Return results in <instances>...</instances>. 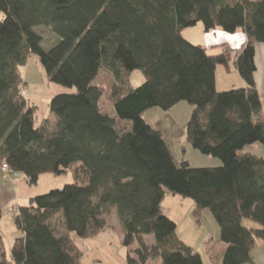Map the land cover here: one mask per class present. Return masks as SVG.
<instances>
[{
	"label": "trees",
	"instance_id": "obj_1",
	"mask_svg": "<svg viewBox=\"0 0 264 264\" xmlns=\"http://www.w3.org/2000/svg\"><path fill=\"white\" fill-rule=\"evenodd\" d=\"M198 23L206 33L242 31L246 41L234 52L207 53L182 35ZM39 28L58 41L45 49ZM257 44L264 45V0H0V164L30 184L43 174L74 176L18 206L11 261L0 235V264H81L72 235L86 240L105 231L111 209L127 264H204L162 217L165 191L189 198L197 223L211 212L226 245L217 264H256L252 254L264 245V158L244 148L264 144ZM31 54L51 82L75 89L50 99L54 123H36L35 105L24 89L20 95L19 68ZM230 62L245 86L218 92L216 68ZM134 70L144 78L137 87L129 82ZM100 72L112 81L113 117L99 109ZM180 102L193 106L187 143L218 158L219 167L194 168L184 159L176 166L163 134L144 118Z\"/></svg>",
	"mask_w": 264,
	"mask_h": 264
},
{
	"label": "rangeland",
	"instance_id": "obj_2",
	"mask_svg": "<svg viewBox=\"0 0 264 264\" xmlns=\"http://www.w3.org/2000/svg\"><path fill=\"white\" fill-rule=\"evenodd\" d=\"M37 32L42 36L45 49L50 48L58 41V37L54 36L46 28H39ZM211 32H204L202 25L198 23L193 27L184 29L182 35L189 42L202 45L206 49L207 53L211 54L220 53L224 50L234 52L238 47V40L241 36L240 33L226 34L220 30L215 34H212ZM257 65V79L262 104L261 113L264 121V64H261L257 58ZM19 72L23 83L21 91H23V89L25 90L26 100L29 104L35 105L36 107V123H38L42 118H47L50 123H54L53 117L49 112L50 99L57 94L73 93L75 89L67 88L51 82L45 69L40 64L38 57L34 54H31L28 57L26 65L24 67H20ZM237 75L238 73L232 62L228 64L227 68L217 66V91H225L226 88L230 87L235 82V76ZM143 81V75L139 70H134L130 73L129 82L133 87L141 85ZM95 84L102 92V96L99 101L100 111L110 117H113L114 114L110 103V90L112 87L110 77H108L105 73L100 72L95 80ZM192 109L193 106L189 105L187 102H180L169 111L151 108L145 113L146 117H144L146 121L150 123L152 129L159 130L163 134L164 141L168 146L176 166H179L181 160L184 159L185 161H188L191 167L194 168L219 167L221 165V161L218 158L202 155L187 143L185 126L190 119ZM244 152L264 158V144L254 143L248 145L244 148ZM4 180L13 182L10 178H3V182ZM72 182H74V176L71 173L60 176L43 174L39 177L36 184H30L26 177L21 175L14 179L13 184L15 183V186L12 187L13 190L11 188L10 190L6 189L4 195L1 194L0 206L2 217L0 219V235L3 234V248L5 257L8 261H11L10 249L14 238L18 234L14 227V212H12L13 210H17L18 207L13 205H26L31 198L48 193L51 190L61 189L65 184ZM14 197H16V200L20 202H12ZM191 204H193V202L189 198H182L181 196L172 195L168 191H165V196L161 203L162 217L170 224L176 225V220L178 221L182 214L184 216V214L189 211L188 215L192 217V210H190ZM103 217L109 227L105 231L100 232L94 238L79 240L72 235L73 239L79 244L83 251L81 264H127V249L122 244V235L115 209L106 211ZM191 221L194 224L193 218ZM201 223L203 225V229L205 228L209 232L207 233L209 236L213 237L216 233V239L213 244L211 243L208 249H206V247L203 250V256L207 260L208 264H211L210 256L214 258L215 254H217L219 250L221 253L223 251L222 244L224 243L219 240V229L209 210L203 211ZM245 224L247 226L251 225L248 221L245 222ZM203 229L201 233L204 232ZM195 233L198 234L196 231ZM192 237L193 239H197L194 235ZM147 240L148 239H146V241ZM136 246V243H134L131 246V249L135 250ZM211 246H214L215 251H213ZM254 254H256L257 261L264 264V246H258L254 250L253 255ZM148 264H152V262L148 261Z\"/></svg>",
	"mask_w": 264,
	"mask_h": 264
},
{
	"label": "crops",
	"instance_id": "obj_3",
	"mask_svg": "<svg viewBox=\"0 0 264 264\" xmlns=\"http://www.w3.org/2000/svg\"><path fill=\"white\" fill-rule=\"evenodd\" d=\"M218 32H219L218 30H215V31H212L211 33L215 34V33H218ZM236 33H240V35H241L239 40H238V42H239L238 47H239V46H241L242 44L245 43L246 38H245V35H244V33L242 31H237ZM236 33H234V34H236ZM221 39H222V37H221ZM263 56H264V45L257 44L255 46V57H254L255 67H256V72L254 74V79H255L256 89H257V92H258L259 96H260V91H259L258 79H257V73H258L257 58L259 59V62L261 64H264V59H263L264 57ZM263 70H264V66H263ZM215 80H216V71H215ZM238 86L242 87V86H245V84L242 81V79L237 75V76H235V82L230 87L226 88L225 90H228V89H230L232 87H238ZM145 117H146V114H145ZM13 182H14V180H13ZM13 182H10V181H7V180H4V182H3V177L0 174V196H1V194L4 195L6 189L10 190V188H11L13 190L12 187L15 186L14 185L15 183L13 184ZM12 200H13L12 202H15V203L20 202V201L16 200V197H14V199H12ZM13 206H17L18 207L17 204H14ZM190 210H192V212H191V215H192L193 211H194V205L193 204L190 205ZM188 212L185 213L184 216L182 214L183 218L181 216V218L178 221L176 220L175 231H176L177 235L179 236V238L187 246L191 247L194 251H196L198 254H200V256L202 257L203 263L204 264H208L207 260L203 256V250L206 247H207L206 249H208L209 246L211 245V243L213 244V242L216 239V233L212 237V236H209L207 234L209 232L205 228L203 229V227H202L203 225L201 223L202 222V213L203 212L201 213L200 217L198 218L199 223H197V220H195L193 218V216L192 217L189 216ZM192 218L194 220V224L191 221ZM180 221H181V223H180ZM249 226H251V225H249ZM202 229L204 231V232H202L203 234L201 233ZM195 231L198 232V234H196ZM193 235L196 236L197 239H193V237H192ZM1 237L4 240L3 234L1 235ZM198 241H200V242H198ZM258 246L261 247V246H264V245L261 242H258ZM211 248L213 249V251H215L214 246H211ZM225 248H226V245L222 244V250L223 251L220 253V250H219L217 252V254H215L214 258H212V256H210L211 264H217L221 260V257H222V254H223ZM210 251H211V249H210ZM252 256H253V260H254V262L256 264H263V263H259L257 261L256 254H254V255L252 254Z\"/></svg>",
	"mask_w": 264,
	"mask_h": 264
},
{
	"label": "built area",
	"instance_id": "obj_4",
	"mask_svg": "<svg viewBox=\"0 0 264 264\" xmlns=\"http://www.w3.org/2000/svg\"><path fill=\"white\" fill-rule=\"evenodd\" d=\"M24 91H21L20 95L23 96ZM0 174L3 178H15V177H19L20 174L19 173H13L10 171L9 167L7 166L6 163H2L0 164ZM12 212H14V215H16L17 210H13Z\"/></svg>",
	"mask_w": 264,
	"mask_h": 264
}]
</instances>
